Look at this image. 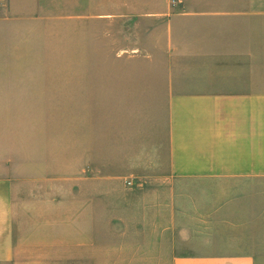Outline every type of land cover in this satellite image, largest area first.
Masks as SVG:
<instances>
[{
    "label": "crops",
    "instance_id": "crops-1",
    "mask_svg": "<svg viewBox=\"0 0 264 264\" xmlns=\"http://www.w3.org/2000/svg\"><path fill=\"white\" fill-rule=\"evenodd\" d=\"M69 32L97 147L0 170V264H264V0H0V79Z\"/></svg>",
    "mask_w": 264,
    "mask_h": 264
},
{
    "label": "rangeland",
    "instance_id": "rangeland-1",
    "mask_svg": "<svg viewBox=\"0 0 264 264\" xmlns=\"http://www.w3.org/2000/svg\"><path fill=\"white\" fill-rule=\"evenodd\" d=\"M49 43L61 46L20 50L26 54L15 60L25 63L11 65L15 78L0 79V170L9 167L19 179L39 168L61 169L66 178L73 153L81 158L97 147L87 141L88 113L72 109L70 32Z\"/></svg>",
    "mask_w": 264,
    "mask_h": 264
}]
</instances>
